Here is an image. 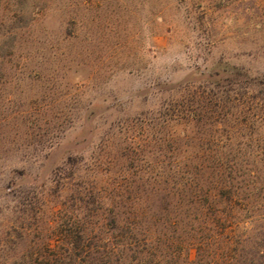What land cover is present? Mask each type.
<instances>
[{
    "label": "rangeland",
    "instance_id": "rangeland-1",
    "mask_svg": "<svg viewBox=\"0 0 264 264\" xmlns=\"http://www.w3.org/2000/svg\"><path fill=\"white\" fill-rule=\"evenodd\" d=\"M250 78L264 80V0H0V264L26 247L12 243L20 201L53 190L69 157L115 153L119 127L140 128L181 86L224 96L231 113L243 105L255 120L232 140L264 158Z\"/></svg>",
    "mask_w": 264,
    "mask_h": 264
},
{
    "label": "trees",
    "instance_id": "trees-1",
    "mask_svg": "<svg viewBox=\"0 0 264 264\" xmlns=\"http://www.w3.org/2000/svg\"><path fill=\"white\" fill-rule=\"evenodd\" d=\"M244 84L259 93L248 110L264 108V80ZM180 88L140 128L120 126L115 153L69 157L53 190L19 202L12 243L26 247L5 264H264V171L250 168L264 158L232 140L255 119L243 105L231 113L224 96Z\"/></svg>",
    "mask_w": 264,
    "mask_h": 264
}]
</instances>
